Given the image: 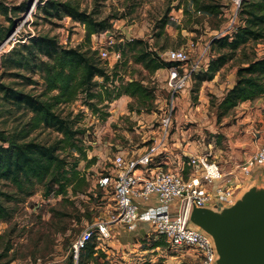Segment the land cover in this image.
I'll return each mask as SVG.
<instances>
[{
	"label": "rangeland",
	"instance_id": "1",
	"mask_svg": "<svg viewBox=\"0 0 264 264\" xmlns=\"http://www.w3.org/2000/svg\"><path fill=\"white\" fill-rule=\"evenodd\" d=\"M1 1L10 7L27 6L26 11L10 13L16 21L11 32L13 37L10 45L35 34L56 36L65 46L87 49L88 45H92L86 40L85 28L79 22L69 17L61 20L45 19L38 7L43 0ZM72 1L89 12L98 9L100 17L129 11V9L125 10L122 2L117 0ZM139 1L134 13L127 14L126 18L112 19L114 25L112 33L117 41L115 46L113 45L115 48L121 38L124 39L123 41L139 38L147 41L153 49H157L162 54L170 49L185 48L191 52L193 60L198 59L200 53L210 60L219 53L227 52V49L213 47L212 41L225 33H230L239 25L238 21L229 23L232 11L235 10L233 0H202L205 3L221 5L223 12L219 15L197 12L188 0ZM166 17L168 24L163 27L162 21ZM0 24L5 27L10 25L1 14ZM102 42L107 46L105 39H102ZM9 49L7 47L5 51ZM263 56L264 38L251 40L239 48L234 58L213 80L206 81L198 93L193 92L194 82L191 89L185 92L184 97L182 94L178 96L172 127L174 131H178V134L184 132L186 135L184 144L195 147L202 144V148L209 156H217L214 159L217 162L221 156L228 154L233 147L232 144L246 150L249 146L246 140L250 139L253 145L262 138L259 142V145L261 144L264 140V109L262 112L254 113L259 107L253 103L232 110L221 123H218L216 105L234 85L239 67ZM102 61L109 71L115 65L112 60ZM120 65L117 83L132 78L138 79L153 90V98L149 97L144 102L129 95H122L109 105L99 104L98 115H94L90 108L83 105L82 99L66 107L65 114L70 111L74 114L83 113L78 127L86 131L83 144L87 158L79 152L71 154L69 148L62 151V155H66L72 162L75 158H80L78 168L85 175L95 174L97 177L98 174L111 169L114 154L118 151L129 155L144 152L153 142V136L161 131L159 129L161 116L164 114V109L170 106V94L165 87L166 74L159 75L146 70L142 64L133 60L129 51L122 56ZM4 81L25 91L35 89L13 76L6 75ZM195 96H197L196 100ZM148 103L152 104L149 112L144 108ZM251 108H253L251 118L241 121L240 113ZM28 117L29 114L15 109L9 103H4L0 98V130L6 133L12 132L17 127H21ZM251 121H254L253 125ZM58 137V133L49 128H40L30 136L42 143H52ZM94 180L96 178H90L85 187H76V189L70 187L68 193L62 196L54 194L46 196L44 186L37 184L34 193L24 201L6 202L13 209L14 214L8 220H0V264H69L70 256L74 255L73 244L78 236L94 220L99 217L104 218L112 208L113 202L109 194L98 190L97 196L92 195ZM3 188L11 192L15 191L11 185H3ZM191 223L194 224L192 221ZM94 239L98 245L102 244V248L97 250L96 262L90 261L88 264H137V258L140 257L137 253L140 250L145 251L144 264H166L165 259L169 253L177 254L169 248L164 238L156 237L147 225L129 230L123 224H112L111 238L106 243H102L95 235ZM156 240H163L165 245L153 247ZM182 264L196 263L187 257Z\"/></svg>",
	"mask_w": 264,
	"mask_h": 264
},
{
	"label": "trees",
	"instance_id": "2",
	"mask_svg": "<svg viewBox=\"0 0 264 264\" xmlns=\"http://www.w3.org/2000/svg\"><path fill=\"white\" fill-rule=\"evenodd\" d=\"M117 1L122 2L124 9L129 11L100 17L98 9L89 12L72 0H43L38 7L45 19L61 20L69 17L79 22L84 26L85 38L90 43L94 34L112 32V19L126 18L127 14L135 12L140 3L139 0ZM188 2L195 11L203 14L219 15L223 12L219 4L205 3L202 0ZM26 7H10L0 0V14L10 23L8 27L0 24V45L16 25L10 13L26 11ZM239 18L240 23L232 36L225 35L212 41L213 47L227 49V52L213 56L208 67L195 75L194 93L199 92L203 82L213 80L234 58L239 48L251 40L264 38V0H242ZM162 22L165 27L168 18H164ZM116 48L122 51V56L127 51L131 52L133 60L151 73L174 64L161 57V53L144 39L120 41ZM120 62L115 63L109 71L98 51L91 45L87 49L65 46L56 36L48 34L29 35L19 39L10 50L1 55L0 98L15 109L23 110L29 117L21 127L12 132L0 130V220L13 217L14 211L6 202L24 201L34 193L37 184L44 186L46 196L66 195L70 187L76 189L88 185L86 175L78 168L80 158H75L72 162L66 155H62V151L69 148L71 154L79 152L84 158L87 156L83 144L86 131L78 127L83 113L74 114L70 111L65 114L66 107L82 99V104L90 108L94 115H98L99 104L109 105L122 95L144 102L149 97L153 98V90L138 79L117 83ZM6 75L20 78L22 83L32 85L35 89L25 91L6 83ZM260 97L264 98V56L239 67L234 85L216 105L217 122L221 123L241 103ZM194 98L196 100L197 96ZM144 108L149 112L152 104L148 103ZM40 128L56 131L58 139L52 143H42L30 138ZM3 185L13 186L15 191L4 189ZM192 226L197 227L194 224ZM97 245L92 236L80 250L78 260L71 255L69 264L96 262ZM163 245V240H156L152 246L156 248Z\"/></svg>",
	"mask_w": 264,
	"mask_h": 264
},
{
	"label": "built area",
	"instance_id": "3",
	"mask_svg": "<svg viewBox=\"0 0 264 264\" xmlns=\"http://www.w3.org/2000/svg\"><path fill=\"white\" fill-rule=\"evenodd\" d=\"M233 2L235 10L233 8L230 24L240 23L242 0ZM236 28L223 36H232ZM12 37L10 34L0 45V54L7 47L11 49L14 46V43L10 45ZM102 39L107 41V46ZM121 40L124 39L118 42ZM116 42L114 34L106 31L94 34L91 46L102 60L117 63L122 60V51L114 47ZM161 57L174 63L167 68L165 78L170 106L161 116L159 128L162 132L144 152L129 155L118 151L114 154L111 169L97 177L86 174L87 180L96 178L91 188L92 195L97 196V191L102 190L110 195L113 204L104 218L94 220L74 242L73 256L76 260L92 236L106 243L111 238L112 224H123L129 230H136L139 223L144 222L150 225L156 237L164 238L170 249H192L196 264H215L219 255L214 239L203 229L192 226L190 215L193 207H231L241 198L240 184L256 167H264V140L238 164L241 177L226 172L220 162L206 153L182 152L177 169L165 168L161 164L160 158L167 152L165 144L172 134L178 96L191 89L195 75L204 71L210 61L203 64V59L207 58L201 53L198 59L193 60L191 52L185 48L170 49L161 53ZM97 248H102V244Z\"/></svg>",
	"mask_w": 264,
	"mask_h": 264
},
{
	"label": "water",
	"instance_id": "4",
	"mask_svg": "<svg viewBox=\"0 0 264 264\" xmlns=\"http://www.w3.org/2000/svg\"><path fill=\"white\" fill-rule=\"evenodd\" d=\"M190 220L213 237L217 264H264V188L251 187L221 211L194 206Z\"/></svg>",
	"mask_w": 264,
	"mask_h": 264
},
{
	"label": "crops",
	"instance_id": "5",
	"mask_svg": "<svg viewBox=\"0 0 264 264\" xmlns=\"http://www.w3.org/2000/svg\"><path fill=\"white\" fill-rule=\"evenodd\" d=\"M198 58H199V55H198ZM207 60H209V59H203V61H202L203 64L206 63ZM167 72H168L167 68H161V69L157 70L155 73L159 74V75L160 74L161 75H165V74L167 75ZM205 82H203L202 86L205 85ZM185 92H187V91H185ZM185 92L182 93L183 97H184ZM179 99L181 100V98H179ZM253 103L256 107H259V110L256 109L254 113H257L258 111L262 112V109H264V98L263 97L257 98L253 101H251V100L245 101V102L241 103L240 105H238L235 109L244 108V107H246L250 104H253ZM252 115H253V108L248 109L247 111L241 112L239 117L242 118L241 121H244V120H247L248 118H251ZM251 123L253 125L254 121H251ZM161 132L162 131H159L158 135L153 136V140L158 138L160 136ZM177 132L172 130V134L170 136V141L168 140V142L165 144L167 146L166 147L167 152L164 155H162L160 158L161 164H163V166L165 168L177 169L179 166L178 163L180 161V157H181L182 152H187L190 154H192V153H199V154L206 153L208 155V153L202 148V144H199V146H197V147L189 146V144H184L183 142L186 139V135H184V132L180 133V134H178ZM261 139L253 145H252V142L250 139L246 140V143H248V145H249L246 150L239 149L237 146L232 144L233 147H231V150L228 151V154L226 156H221V158L218 159V162H220V164L226 170V172H233V173H235L236 177H241L242 176L241 172L237 168L238 164L242 163V161L245 160L247 155L250 152L254 151L259 146V142L261 141ZM209 157L212 159H216L217 156L216 157L215 156L214 157L209 156ZM263 182H264V167H256L252 171V173L250 174L248 179L245 180L242 184H240V187H241L240 193L243 195L251 187L263 188L264 187ZM242 195H241V197H242ZM210 208L213 210H216V211H221L222 209H224L220 206H218V207H214V206L212 207L211 206ZM143 225H147L151 229L150 225L147 223H144V222L139 223L137 228H139V227L141 228ZM174 251H176L177 254L172 255L171 253H169L165 259L166 264H182L185 261V258H187V257H190L192 260L195 261V263L197 262L195 253L192 249L185 248V249H178V250H174ZM144 254H145V251H141V250L139 251V253H137V256H140L137 258V264H144L146 262V259L143 258ZM215 264H217V263H215Z\"/></svg>",
	"mask_w": 264,
	"mask_h": 264
}]
</instances>
